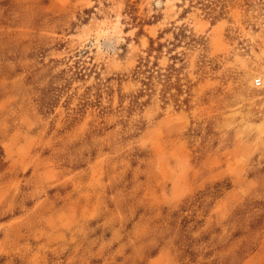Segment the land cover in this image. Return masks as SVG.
<instances>
[{"label":"rangeland","instance_id":"rangeland-1","mask_svg":"<svg viewBox=\"0 0 264 264\" xmlns=\"http://www.w3.org/2000/svg\"><path fill=\"white\" fill-rule=\"evenodd\" d=\"M0 264H264V0H0Z\"/></svg>","mask_w":264,"mask_h":264},{"label":"trees","instance_id":"trees-1","mask_svg":"<svg viewBox=\"0 0 264 264\" xmlns=\"http://www.w3.org/2000/svg\"><path fill=\"white\" fill-rule=\"evenodd\" d=\"M151 42H152L151 47L153 49H155L154 40H152ZM160 46H161V44H160ZM150 55L151 54H149V57H150ZM149 57L142 59L140 61V64L137 66V69H136V75H137V77L140 78L141 82L145 85V87H144L145 89L146 88L148 89L150 87V85L152 84L151 80H153L154 76L156 75L155 74V70H156L155 67H158L157 63L150 64V58ZM157 73L162 74L159 70L157 71Z\"/></svg>","mask_w":264,"mask_h":264}]
</instances>
